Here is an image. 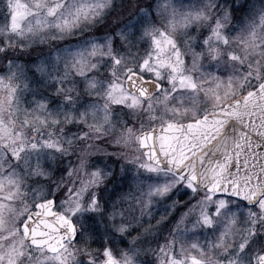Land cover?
Listing matches in <instances>:
<instances>
[{
    "label": "clouds",
    "instance_id": "9594fccd",
    "mask_svg": "<svg viewBox=\"0 0 264 264\" xmlns=\"http://www.w3.org/2000/svg\"><path fill=\"white\" fill-rule=\"evenodd\" d=\"M0 264H264V0H0Z\"/></svg>",
    "mask_w": 264,
    "mask_h": 264
}]
</instances>
